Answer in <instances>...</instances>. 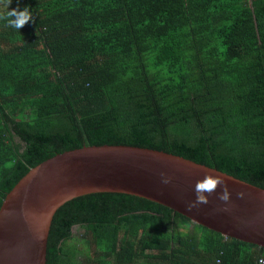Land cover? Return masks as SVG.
I'll return each instance as SVG.
<instances>
[{
  "label": "trees",
  "instance_id": "16d2710c",
  "mask_svg": "<svg viewBox=\"0 0 264 264\" xmlns=\"http://www.w3.org/2000/svg\"><path fill=\"white\" fill-rule=\"evenodd\" d=\"M103 145L264 189V0H0V209L41 163ZM259 259L262 247L120 193L64 204L47 249V264Z\"/></svg>",
  "mask_w": 264,
  "mask_h": 264
},
{
  "label": "water",
  "instance_id": "95a60500",
  "mask_svg": "<svg viewBox=\"0 0 264 264\" xmlns=\"http://www.w3.org/2000/svg\"><path fill=\"white\" fill-rule=\"evenodd\" d=\"M94 193L148 199L226 238L264 248V189L163 151L86 146L41 163L7 195L0 209V264H47L56 212Z\"/></svg>",
  "mask_w": 264,
  "mask_h": 264
},
{
  "label": "rangeland",
  "instance_id": "374dc122",
  "mask_svg": "<svg viewBox=\"0 0 264 264\" xmlns=\"http://www.w3.org/2000/svg\"><path fill=\"white\" fill-rule=\"evenodd\" d=\"M83 233L82 229H74V236L81 235Z\"/></svg>",
  "mask_w": 264,
  "mask_h": 264
},
{
  "label": "built area",
  "instance_id": "2783aa9c",
  "mask_svg": "<svg viewBox=\"0 0 264 264\" xmlns=\"http://www.w3.org/2000/svg\"><path fill=\"white\" fill-rule=\"evenodd\" d=\"M259 263L264 264V259H260Z\"/></svg>",
  "mask_w": 264,
  "mask_h": 264
},
{
  "label": "bare ground",
  "instance_id": "6f19581e",
  "mask_svg": "<svg viewBox=\"0 0 264 264\" xmlns=\"http://www.w3.org/2000/svg\"><path fill=\"white\" fill-rule=\"evenodd\" d=\"M259 261H260V259L258 260L257 264H260Z\"/></svg>",
  "mask_w": 264,
  "mask_h": 264
},
{
  "label": "clouds",
  "instance_id": "9594fccd",
  "mask_svg": "<svg viewBox=\"0 0 264 264\" xmlns=\"http://www.w3.org/2000/svg\"><path fill=\"white\" fill-rule=\"evenodd\" d=\"M226 238V237H225Z\"/></svg>",
  "mask_w": 264,
  "mask_h": 264
}]
</instances>
